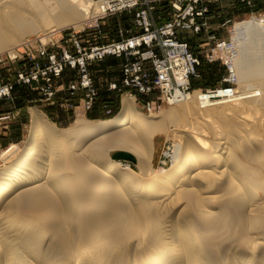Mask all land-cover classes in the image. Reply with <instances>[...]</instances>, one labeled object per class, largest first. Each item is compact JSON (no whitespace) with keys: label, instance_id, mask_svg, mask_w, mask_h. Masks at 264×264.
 <instances>
[{"label":"bare ground","instance_id":"bare-ground-1","mask_svg":"<svg viewBox=\"0 0 264 264\" xmlns=\"http://www.w3.org/2000/svg\"><path fill=\"white\" fill-rule=\"evenodd\" d=\"M108 1L0 0V54L41 27L81 28ZM232 29L234 85L219 97L174 85L146 115L124 94L114 116L65 128L30 108L23 145L0 153V264H264V16Z\"/></svg>","mask_w":264,"mask_h":264},{"label":"rangeland","instance_id":"rangeland-1","mask_svg":"<svg viewBox=\"0 0 264 264\" xmlns=\"http://www.w3.org/2000/svg\"><path fill=\"white\" fill-rule=\"evenodd\" d=\"M196 6L195 11L204 10L202 15L195 14V22L200 24V30L194 26L183 25L188 22L189 16H179L180 27L176 28V39L186 42L189 49L199 60L197 75L190 78V91L197 89L212 90L224 87L228 75V65L225 54L216 52L219 41L229 42L233 36L232 26L239 21L248 19L252 15L264 16V0H137L133 6L111 9L103 16L90 19L83 27L74 28L63 26L57 28H43L49 35L39 37L44 31H34L26 34V43L16 46V54L9 52L0 54V85L11 86L9 97H0V153L11 143L22 146L30 128V108L41 111L47 121L54 122L58 128H65L72 124L76 117L86 119H102L114 116L122 106V96H135V106L143 114L160 115L165 108L171 106L164 103L162 91L157 88L152 93L144 94L131 89H109L111 82H121L123 65L128 60L141 59V54L154 49L156 55H163L161 42L155 41L151 47L142 45L141 53L130 54L122 52L121 55L106 54L100 59L89 61L87 72L97 89L92 107L85 108L86 91L81 87V73L78 68L63 63L59 75H45L51 69L50 55L60 59L64 52L78 57L80 52L88 53L93 46H102L112 42L126 40L141 36L145 31L138 17L141 11H146L151 23L162 26L174 22L179 13L187 5ZM53 31H50L52 30ZM29 38V39H27ZM256 38V36H254ZM80 45V52H78ZM45 50V55L41 54ZM130 54V55H129ZM145 56V55H144ZM259 60L264 61V56ZM146 72L154 76L152 58L142 60ZM37 71L36 79L26 82L20 79L19 73ZM77 88L71 90V85ZM234 85V84H233ZM238 84L235 85L237 91ZM193 91V92H194ZM191 92V93H193ZM154 101L156 110L149 112L146 103ZM164 103V104H163ZM80 114V115H79ZM82 114V115H81ZM155 162L156 166L168 167L170 162L165 150L172 148L169 139L164 135L156 137ZM131 162V161H130ZM131 162L136 169L135 163ZM4 162L0 159V168Z\"/></svg>","mask_w":264,"mask_h":264},{"label":"built area","instance_id":"built-area-1","mask_svg":"<svg viewBox=\"0 0 264 264\" xmlns=\"http://www.w3.org/2000/svg\"><path fill=\"white\" fill-rule=\"evenodd\" d=\"M196 1L198 0H193V2ZM108 3L109 4L105 9L106 13L111 9L133 6L137 3V0H109ZM195 8L196 6H194L192 3H189L185 10L178 14L174 22H168L162 26H156L152 24L147 12L141 11L138 14V20L145 31L141 36L128 38L118 42H112L102 46H93L86 54L80 52V45L77 44L79 47L78 52H80V56L74 57L68 54L66 51L60 59H57L55 55H50L51 69H49L48 73L43 72V74L59 75L63 69V63L65 62L72 67L78 68L79 72L81 73L80 85L86 91V100L84 102L85 108L90 109L92 107L93 100L95 99L94 97L97 94V89L94 86L92 78L87 72L88 62L95 59H100L106 54H114L119 56L125 51L130 54H139L141 53L140 48L142 45L146 44L151 47L152 44L157 41L161 42L160 46L163 50L162 57L156 55L154 49L150 48L149 51L141 54V59L128 58V60L123 65V77L121 82L119 84L114 81L109 83V89L124 90L133 88L138 92L149 94L155 89L159 88L162 91V98L160 99L162 101L166 96L172 93L174 90V85L179 86V88L185 92L190 91L189 81L192 76H196L198 74L196 67L199 63V60L189 49V46L186 42H181L176 39L175 31L176 28L181 26V20L179 19V16L185 17L186 15L189 16V20L183 25L186 27L194 26L196 31L200 30L201 25L195 22V14L202 15L204 13L203 11L206 9H197V11H195ZM228 44L229 42L219 41L216 47L221 50L224 45L227 47ZM41 54L45 55V50H42ZM144 55L147 58H152L155 71L154 76L149 72H146L144 68V63L142 61L145 58ZM229 63L230 61L228 60V75L225 79V81L228 82L227 85L224 87L220 86L212 90H205L206 93L210 92L209 95L211 97H219L222 95L220 90H231L233 87L232 81L234 78L232 77L233 72ZM179 68H184L183 76L185 77L184 80H186V83L183 81L182 84H179L176 81L175 75ZM19 77L23 81L30 82V80L36 79L38 77V72L32 70L30 73H19ZM10 88L11 86L9 84H1L0 97H9L11 92ZM76 88L77 87L74 84L71 85V90H75ZM146 107L148 111L152 108H156L155 102H147Z\"/></svg>","mask_w":264,"mask_h":264},{"label":"water","instance_id":"water-1","mask_svg":"<svg viewBox=\"0 0 264 264\" xmlns=\"http://www.w3.org/2000/svg\"><path fill=\"white\" fill-rule=\"evenodd\" d=\"M118 156H126V157H131L129 156L127 153H124V152H120V153H117Z\"/></svg>","mask_w":264,"mask_h":264}]
</instances>
